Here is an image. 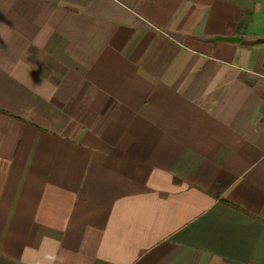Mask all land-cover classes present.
Masks as SVG:
<instances>
[{"label":"crops","instance_id":"0c3cea01","mask_svg":"<svg viewBox=\"0 0 264 264\" xmlns=\"http://www.w3.org/2000/svg\"><path fill=\"white\" fill-rule=\"evenodd\" d=\"M0 264H264V0H0Z\"/></svg>","mask_w":264,"mask_h":264}]
</instances>
